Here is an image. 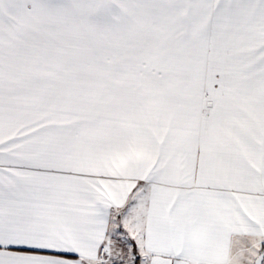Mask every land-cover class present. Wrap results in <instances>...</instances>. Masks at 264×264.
<instances>
[{"label": "snow or ice", "instance_id": "obj_1", "mask_svg": "<svg viewBox=\"0 0 264 264\" xmlns=\"http://www.w3.org/2000/svg\"><path fill=\"white\" fill-rule=\"evenodd\" d=\"M0 264H264V0H0Z\"/></svg>", "mask_w": 264, "mask_h": 264}]
</instances>
